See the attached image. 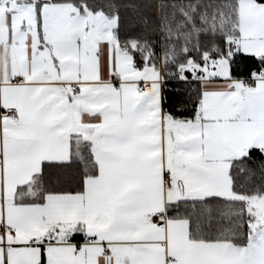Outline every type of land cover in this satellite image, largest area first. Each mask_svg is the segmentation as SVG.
Wrapping results in <instances>:
<instances>
[{"label": "snow or ice", "instance_id": "6c2138e0", "mask_svg": "<svg viewBox=\"0 0 264 264\" xmlns=\"http://www.w3.org/2000/svg\"><path fill=\"white\" fill-rule=\"evenodd\" d=\"M0 264H264V0H0Z\"/></svg>", "mask_w": 264, "mask_h": 264}]
</instances>
